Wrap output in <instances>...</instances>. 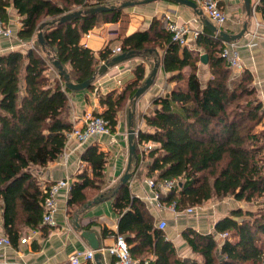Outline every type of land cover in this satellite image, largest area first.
Returning <instances> with one entry per match:
<instances>
[{
  "label": "trees",
  "instance_id": "obj_1",
  "mask_svg": "<svg viewBox=\"0 0 264 264\" xmlns=\"http://www.w3.org/2000/svg\"><path fill=\"white\" fill-rule=\"evenodd\" d=\"M111 6L108 0H0V16L7 23V8L19 17V40L33 41L35 48L25 54L10 51L0 54V232L15 245L24 229L37 231L41 226L43 200L48 186L40 187L35 169L44 168L61 155L65 134L73 126L68 119V98L58 75L47 74L56 59L68 68L70 80L82 83L96 72L98 63L92 51L81 44L84 34L105 23H125L121 8L94 15H82L69 22L55 23L43 29L44 45L36 41L38 26L44 21L97 6ZM264 20V0L255 7ZM153 20L149 30L120 39V51H137L151 56L146 45L159 25ZM162 39L160 65L175 86L153 98V110L143 117L148 131L138 130L134 145L151 144L142 151L147 168L155 175L153 186L175 180V186L158 199L174 204V211L202 205L212 198L232 197L251 202L264 199V132L256 127L264 116L261 101L252 86L248 71L234 75L221 56L222 43L203 29L195 39L202 50H189L171 40L168 32L158 31ZM164 34V35H162ZM153 49V48H152ZM105 47L100 61L111 59ZM207 56L209 78L198 76L200 55ZM188 67L185 75L183 69ZM135 80L118 92H109L99 100L103 107L95 113L115 132L117 115L130 100L143 78V67L134 69ZM93 85L89 89H93ZM140 153V152H139ZM91 172L78 173L71 182L68 205H82L86 188L103 184L106 155L96 146L80 155ZM139 162L135 164V168ZM158 193V191L156 190ZM113 195L112 207L119 220L115 236H122L131 256L149 264H264V203L258 213L233 209L214 224L212 233L201 234L191 228L182 238L198 259H180L173 245L158 229L145 205L130 194L127 185ZM107 233V232H106ZM226 233L217 241L215 235Z\"/></svg>",
  "mask_w": 264,
  "mask_h": 264
},
{
  "label": "crops",
  "instance_id": "obj_2",
  "mask_svg": "<svg viewBox=\"0 0 264 264\" xmlns=\"http://www.w3.org/2000/svg\"><path fill=\"white\" fill-rule=\"evenodd\" d=\"M191 1L198 6L196 0ZM259 1L250 0L252 12L249 18L245 15L243 0H218V4L220 9L228 16V22L220 30L229 34H235L242 28V24L248 21L244 36L240 40L232 42L236 45L242 66L237 74L239 75L243 71L250 73L252 86L264 110V20L259 13L255 12V7L259 4ZM121 13L125 17V23L121 24L119 20L115 23L102 24L93 28L81 38V44L90 49L94 54L98 63L97 66L99 67L103 63V61L99 60L98 54L105 47H108L113 52V50L120 47V39L135 32L149 30L152 21L157 20L160 23L155 29H158L151 32V41L146 45L149 54L152 53V50L154 52L151 56L140 54L138 58L125 61L109 69L104 75L96 77L93 89L79 92H71L64 89L69 103L68 119L73 127H80L83 116L86 113L94 115L103 111V107L99 104L102 96H105L109 92H118L135 80L134 69L136 66L141 65L143 67V78L138 86L140 87L150 73L153 61L157 60L159 68L154 83L137 99L136 103L133 104L130 103V100H126L124 105L126 108V122H123L122 114L119 111L113 134L92 138L80 147H76L73 143L65 145L58 158L49 162L44 168L33 171L42 189L58 180L67 179L71 183L78 173L82 171H86L88 177H91L88 165L80 159V155L87 147L96 146L99 152H103L106 155L103 184H101L100 188H86L83 191L85 202L78 206L68 205V193L60 191L56 199L55 226L49 227L43 225L45 227L37 231L24 229V233H22L25 235H22L15 245H11L2 252L0 264H69L68 259L75 250H90L71 222L74 215L82 209V206L98 195H103L104 201L92 204L85 210H81L78 215V222L82 229L95 233L99 249L109 247L114 241L119 216L112 207L113 195L111 190L115 192L119 189L116 190L127 168L128 112L131 111L133 113L132 123L136 131H148L143 117L150 115L152 112L153 98L165 94L175 86L174 83H168L167 79L169 75L164 74L159 60L163 52L160 44H163V41L157 33L159 30L167 32L163 17L169 15L172 21L188 29L186 47L189 50L202 52L201 49L195 46L193 33H200L204 29L200 19L192 9L166 0L144 5L127 6L122 8ZM7 23L13 29L14 37L10 40L0 39V54L10 51H20L22 54H25L28 49L35 48L41 57H47L40 48L34 47L33 41L17 39L16 33L20 28V22L19 17L11 7L7 8ZM116 55L112 54L111 58ZM197 67L200 79L202 81L207 80L209 78L208 66L199 61ZM65 69L68 70L67 67ZM189 70L186 67L183 69V73L187 75ZM51 73L58 75L52 66L47 70V74L51 75ZM61 84L63 85L62 82ZM94 90H96L97 96L94 95ZM256 131L264 132V116L256 127ZM139 152L137 151V159L132 160L128 170L131 174V178L127 183L130 194L144 203L145 209L153 218L156 227L160 221H164L165 223V220L169 221L168 224L166 223L163 233L166 240L173 245L178 258L198 259L183 240L182 232L187 228H191L201 234L212 233L214 224L227 214L223 213L214 217V214H216L214 208H201L200 206L193 207L194 211L191 214L184 213V210L170 212V205L166 206L159 199L154 200V191L157 190L159 193V190L158 188L156 190L151 189L147 181L153 180L155 175L149 173L147 157H142L140 148ZM138 162L139 164L135 168V164ZM160 196H165V194L160 193ZM0 234L3 233L0 232ZM22 238H27L28 241L20 244V239ZM101 261L103 264H113V258L105 253L101 255ZM84 264H94V262Z\"/></svg>",
  "mask_w": 264,
  "mask_h": 264
},
{
  "label": "built area",
  "instance_id": "obj_3",
  "mask_svg": "<svg viewBox=\"0 0 264 264\" xmlns=\"http://www.w3.org/2000/svg\"><path fill=\"white\" fill-rule=\"evenodd\" d=\"M196 2L205 18L217 27L218 30L224 27L228 22V16L220 9L218 0H196ZM163 21L166 31L171 36V40L176 42L179 46H187L188 29L172 21L169 15H165ZM197 35V32L193 33V38L196 39ZM13 37V29L8 23H5L0 16V39L10 40ZM214 38L218 39L217 35H215ZM221 43L222 49L220 54L233 74L237 75L242 66L236 45L234 43ZM112 53L119 54L121 51L119 48H116ZM94 95L97 96L96 90H94ZM103 135H110L108 122L99 116L86 113L83 116L82 125L80 127H73L65 134V145L73 143L76 147H80L85 145L90 139ZM151 147V144H147L139 148L140 151L142 150L144 152L150 150ZM70 184L69 180L64 179L49 185L43 200L41 225H47L49 227L55 226L54 215L57 211V195L60 191H65L67 194L70 189ZM147 184L151 189L155 190L152 180L147 181ZM175 184V180H168L160 183L158 186L159 193L154 191V200L158 199L160 193L167 194ZM170 211H174V204H170ZM193 211L194 208H187L184 210V213L191 214ZM157 227L163 230L166 227V223L160 221ZM226 237V233L215 235L217 241L223 240ZM27 241V238H22L20 239V244H24ZM10 246L11 243L9 239L5 235L0 234V257L2 256V252ZM98 252L101 255L105 253L112 257L113 264H149L148 261L140 262L133 258L124 238L119 235L115 236L112 245L104 249H98ZM93 253L94 252L89 249L75 250L68 259L69 264L93 262Z\"/></svg>",
  "mask_w": 264,
  "mask_h": 264
},
{
  "label": "water",
  "instance_id": "obj_4",
  "mask_svg": "<svg viewBox=\"0 0 264 264\" xmlns=\"http://www.w3.org/2000/svg\"><path fill=\"white\" fill-rule=\"evenodd\" d=\"M155 1H160V0H138L135 2H124L119 5V8H125L127 6H137V5H144L148 3H152ZM170 1L182 6H186L194 11V13L197 15V17L201 21V25L204 29H207L213 36L217 35V38L219 41L223 43H232L240 40L244 34L246 33L247 30V25L248 21H245L242 24V28L239 30L238 33L235 34H229L223 30H218L217 27H215L211 22H209L202 14L201 10L198 9V6L196 3H194L191 0H166ZM243 5H244V10H245V15L247 18L250 17L251 12H252V7L250 5V0H243ZM116 7L114 5L111 6H97V7H91L88 8L84 11L78 10L74 11L68 14H65L61 16L58 19H53L49 21H44L39 24L38 26V32L36 34V41L39 44L40 47H43L44 45V40H43V29L48 26H52L55 23H64V22H69L73 19L79 18L82 15H94L98 13H103V12H108L111 10H114ZM140 56L139 52L137 51H129V52H123L120 54H117L116 56L112 57L110 60L103 62L96 70V72L90 77V79L82 82V83H73L70 80V77L66 70L63 68V66L60 64V62L56 59H53L51 61V66L54 68V70L58 73V76L60 77L63 87L67 91L71 92H79L83 90L89 89L91 85H93L94 81L96 80V77H100L104 75L109 69L125 62L131 59L138 58ZM200 62L203 64H206L207 62V56L205 54H202L200 56ZM159 68V62L157 60L153 61V67L148 74V76L144 79L143 83L141 84L140 87L137 88L135 91L133 97L130 99V103H136L137 99H139L154 83L155 77L157 70ZM132 116L133 113L131 111L128 112V118H127V149H128V163H127V168L125 173L120 179V184L116 188V190L124 185H127L129 179L131 178V174L128 172L132 160L137 159V153H136V148L134 145V138L135 135L137 134V131L133 127L132 123ZM104 201L103 195H98L91 201L86 202L81 210H85L87 207H90L92 204H97ZM78 211L73 218V221L71 222L74 225V229L79 232L80 237L86 242L87 246L90 248L91 251H93V262L94 264H103L101 261V254L98 252L99 249V243L96 238V235L93 231L90 230H84L81 228L80 223L78 222V215L81 212Z\"/></svg>",
  "mask_w": 264,
  "mask_h": 264
},
{
  "label": "rangeland",
  "instance_id": "obj_5",
  "mask_svg": "<svg viewBox=\"0 0 264 264\" xmlns=\"http://www.w3.org/2000/svg\"><path fill=\"white\" fill-rule=\"evenodd\" d=\"M112 5L119 6L123 2H135L138 0H108ZM120 112L122 114V120L125 123L126 122V108L123 106L122 109H120ZM264 203V199H254L251 202L246 201H236L234 198L228 196L225 198H212L206 202H204L202 205H200L201 208H214L216 214H214V217H217L223 213L228 214L233 209H241L243 211H252L253 214L258 213V209L260 208L258 205ZM189 208V207H188ZM172 212V211H170ZM168 224L169 221L165 220ZM24 233V230H23ZM22 235L24 236L25 234Z\"/></svg>",
  "mask_w": 264,
  "mask_h": 264
}]
</instances>
